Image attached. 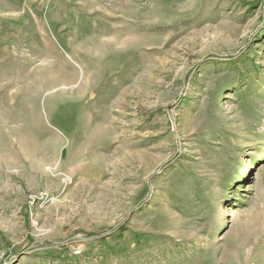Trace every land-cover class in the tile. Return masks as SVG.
<instances>
[{"label":"rangeland","instance_id":"1","mask_svg":"<svg viewBox=\"0 0 264 264\" xmlns=\"http://www.w3.org/2000/svg\"><path fill=\"white\" fill-rule=\"evenodd\" d=\"M0 264H264V0H0Z\"/></svg>","mask_w":264,"mask_h":264}]
</instances>
